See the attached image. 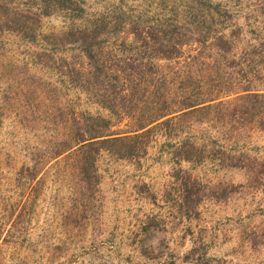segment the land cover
<instances>
[{"label": "trees", "instance_id": "trees-1", "mask_svg": "<svg viewBox=\"0 0 264 264\" xmlns=\"http://www.w3.org/2000/svg\"><path fill=\"white\" fill-rule=\"evenodd\" d=\"M118 1L112 12L91 17L83 26L42 36V18L55 12L72 20L84 19L82 0H0V53L5 35H17L31 45H37L42 36L53 53L59 52V74L68 79V87L80 90L109 113L105 118L70 111L60 89L59 104L48 102L45 117L38 122L49 131L48 140L29 153L32 164L16 172L26 198L11 222L9 238L21 232L26 208L35 202L50 164L72 182L73 194L63 221L71 228H81L92 209L99 157L105 153L138 162L157 136L163 139L161 147L175 167L172 192L166 196L181 220L196 219L205 200L223 203L242 188L203 186L181 168L183 163L212 162L219 169L243 172L252 189H264V160L239 148L247 131L256 128L264 133V0H257L256 7L261 25L252 30L253 43L244 47H240L237 17L222 14L208 1L191 0L187 20L184 16L187 22L126 18L120 5L124 0ZM212 10L233 21L219 23L217 28ZM117 38L118 50H110L107 44ZM190 43L209 50L208 54L199 51L185 59L182 49ZM49 52H37L35 65L48 68L47 63L54 62ZM67 54L71 57L66 58ZM10 65L27 68V64ZM0 68L11 67L0 60ZM123 121L124 131L112 130ZM199 124L217 129L223 143L211 138L210 144L198 142L192 128ZM161 224L151 217L141 228L140 250L152 261L161 253L144 243L164 231ZM251 232L247 235L251 242L264 240V230L258 235ZM182 260L186 264H225L207 256L202 242L193 245Z\"/></svg>", "mask_w": 264, "mask_h": 264}, {"label": "rangeland", "instance_id": "rangeland-1", "mask_svg": "<svg viewBox=\"0 0 264 264\" xmlns=\"http://www.w3.org/2000/svg\"><path fill=\"white\" fill-rule=\"evenodd\" d=\"M199 1H208L222 14L237 17L240 47L253 43L252 30H258L262 21L256 11L257 0ZM191 3V0H124L120 5L126 18L141 22L167 18L187 22ZM118 5V0H82L84 19L72 20L55 12L42 18L39 32L42 36L57 35L69 27L83 26L91 17L112 12ZM222 14L212 10L217 28L219 23L233 21ZM223 33H227L225 28ZM42 36L37 45L25 44L14 34L2 38L0 60L11 68H0V264H186L183 256L197 242L206 246L207 256L225 264H264V240L251 242L247 236L251 231L258 235L264 230V189H252L243 172L219 169L212 162L197 166L183 163L181 168L203 186L242 188L223 203L205 200L196 219H179L166 196L168 191L172 192L175 167L161 147L160 136L150 143L146 156L138 162L117 160L105 153L99 157L92 209L81 228H71L63 221L70 207L72 182L50 164L35 202L26 208L21 232L7 237L11 222L26 198V190L16 182V172L22 165L30 166L29 153L48 140L49 131L38 122L45 117L49 101L59 104V89L70 111L109 118V113L89 96L68 87V79L59 74V52L53 53L50 42ZM119 42L117 38L107 45L117 51ZM182 50L185 59L199 51L209 52L194 43ZM41 51L52 54L53 65L52 62L47 63L48 68L35 65L36 54ZM10 64H27V68H12ZM31 119L35 123L25 121ZM125 129L124 121L112 128ZM192 133L198 142L210 144L211 138L223 143L217 129L209 124L195 125ZM243 136L239 148L264 160V133L253 128ZM151 217L164 227V231L144 243L161 253L154 261L140 250L141 228Z\"/></svg>", "mask_w": 264, "mask_h": 264}]
</instances>
